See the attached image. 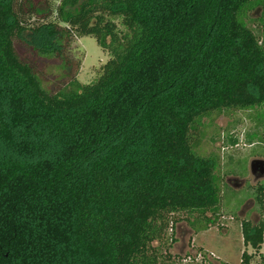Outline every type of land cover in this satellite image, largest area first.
Masks as SVG:
<instances>
[{
    "label": "trees",
    "instance_id": "trees-1",
    "mask_svg": "<svg viewBox=\"0 0 264 264\" xmlns=\"http://www.w3.org/2000/svg\"><path fill=\"white\" fill-rule=\"evenodd\" d=\"M45 1L0 0V264H168L175 225H217L219 160L198 129L264 111V40L246 22L264 0ZM42 5L55 20L23 58ZM83 36L109 53L91 83L66 52ZM254 192L264 216V180ZM241 229L264 264V219Z\"/></svg>",
    "mask_w": 264,
    "mask_h": 264
},
{
    "label": "rangeland",
    "instance_id": "rangeland-1",
    "mask_svg": "<svg viewBox=\"0 0 264 264\" xmlns=\"http://www.w3.org/2000/svg\"><path fill=\"white\" fill-rule=\"evenodd\" d=\"M47 2L58 3L59 0ZM43 5L37 14L25 17L27 30L22 37L25 42L17 39V48L23 58L33 57L28 42L40 40L30 28L55 20V14L51 12L49 15ZM43 14L48 15L44 17ZM263 20L264 4L246 16L247 25L264 40ZM66 52L81 62L77 77L82 83L93 82L102 64L109 59V53L103 51L92 36L75 38ZM39 63L44 78L49 81L53 79L47 69L51 63L43 60ZM52 72L57 73L56 69ZM197 133L198 152L202 155L214 154L219 160L215 171L221 190V201L214 216L217 225L197 233L185 222L175 225L173 233L176 241L169 249L173 259L168 264H244L241 259L245 251L253 255L249 264H261V256L255 255L254 249L244 244L241 219L249 218L254 223L264 219L254 197L256 182L264 179V172L257 169L253 175L250 166L253 159L264 163V111L253 108L232 111L228 115L217 114L213 120H206ZM154 245H159V242H154ZM160 247L165 249L162 244ZM261 253H264V244Z\"/></svg>",
    "mask_w": 264,
    "mask_h": 264
},
{
    "label": "water",
    "instance_id": "water-1",
    "mask_svg": "<svg viewBox=\"0 0 264 264\" xmlns=\"http://www.w3.org/2000/svg\"><path fill=\"white\" fill-rule=\"evenodd\" d=\"M262 162L263 161L259 159H253L251 161L250 166H251V172L253 175L256 173L257 169H261L263 167ZM261 170L264 171V169H261Z\"/></svg>",
    "mask_w": 264,
    "mask_h": 264
},
{
    "label": "flooded vegetation",
    "instance_id": "flooded-vegetation-1",
    "mask_svg": "<svg viewBox=\"0 0 264 264\" xmlns=\"http://www.w3.org/2000/svg\"><path fill=\"white\" fill-rule=\"evenodd\" d=\"M262 165H263V167H262L261 169H264V163H263V162H262ZM261 169H258V171H259V172H264V171H262ZM262 180H264V179H262V178L259 179V180L256 182V184L259 183V182L262 181ZM258 221H259V220H258ZM263 244H264V241H263ZM263 244H262V245H263Z\"/></svg>",
    "mask_w": 264,
    "mask_h": 264
}]
</instances>
